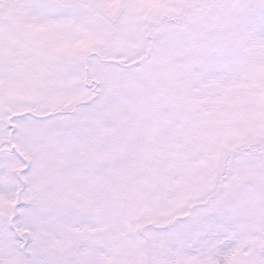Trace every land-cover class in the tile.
I'll use <instances>...</instances> for the list:
<instances>
[{
	"label": "snow or ice",
	"instance_id": "6c2138e0",
	"mask_svg": "<svg viewBox=\"0 0 264 264\" xmlns=\"http://www.w3.org/2000/svg\"><path fill=\"white\" fill-rule=\"evenodd\" d=\"M0 264H264V0H0Z\"/></svg>",
	"mask_w": 264,
	"mask_h": 264
}]
</instances>
